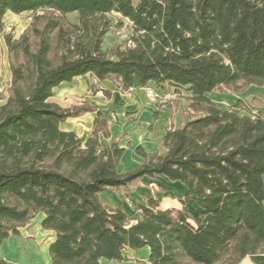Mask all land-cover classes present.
I'll use <instances>...</instances> for the list:
<instances>
[{"label":"trees","instance_id":"trees-1","mask_svg":"<svg viewBox=\"0 0 264 264\" xmlns=\"http://www.w3.org/2000/svg\"><path fill=\"white\" fill-rule=\"evenodd\" d=\"M8 12L32 13L17 38L6 32ZM112 13L131 22L132 45L105 49ZM1 34L11 80L0 92V247L43 213L42 228L55 233L51 264L124 261L126 249L145 246L151 264H243L264 253V112L241 108L242 97L222 107L211 95L256 87L264 96V0H0ZM87 73L123 90L151 81L185 90L189 118L151 155L138 146L144 162L122 172L125 147L100 143L110 133L104 113L87 100H51L56 86ZM87 112L96 117L86 140L61 128ZM160 175L184 184L182 208L147 196L133 222L101 198Z\"/></svg>","mask_w":264,"mask_h":264},{"label":"crops","instance_id":"crops-1","mask_svg":"<svg viewBox=\"0 0 264 264\" xmlns=\"http://www.w3.org/2000/svg\"><path fill=\"white\" fill-rule=\"evenodd\" d=\"M115 81L111 79L99 80L91 73L79 75L72 81H64L56 86L51 100L63 107L80 104L87 100L101 110L109 123L110 133L109 135H104L100 132V143L102 147H107L117 140L122 147H125V152L118 167L120 171L124 172L138 167L144 162V157L136 151L138 146H142L148 155H151L155 149L160 147L166 130L171 127H177L188 119L189 111L186 110L187 99L180 97L178 89L174 86L169 84L158 85L151 81L144 87L123 90L119 82ZM147 87L153 88L154 97H150L147 94ZM92 88L95 91H92ZM106 91H110L109 96L106 95ZM183 94L189 95L188 92ZM95 117L96 112H87L80 116L67 118L61 122L60 126L63 130L77 132L83 140H86L92 134ZM150 179L152 180L153 177L145 176L138 180L139 186L135 185L134 182L120 189L109 188L101 193V198L105 200L107 205L117 207L124 203L120 196L121 191H129L137 186L139 200L144 202L143 196H152L153 194V190L144 184ZM172 182L181 184L185 196L187 190L184 184L179 181ZM166 200V204L163 205L162 203L161 205L160 203V207L182 208V202L180 203L178 200L173 202L170 198ZM187 208L193 218L200 213V207L194 200L188 202ZM38 215L41 217L40 220L44 216L43 213ZM149 253L150 248L148 246L138 250L128 248L126 249L128 260L102 259L101 264H150L148 261ZM243 264H264V253L248 255L244 258Z\"/></svg>","mask_w":264,"mask_h":264},{"label":"rangeland","instance_id":"rangeland-1","mask_svg":"<svg viewBox=\"0 0 264 264\" xmlns=\"http://www.w3.org/2000/svg\"><path fill=\"white\" fill-rule=\"evenodd\" d=\"M31 12H22L20 14L8 12L5 16L6 32H10L14 37H19L20 34L28 27L31 21ZM112 27L107 35L104 47L111 48L116 44H120L122 47L132 45L131 36L133 34V28L131 22L123 18L121 15L112 13ZM69 19L72 22L78 21V13L68 14ZM0 92L1 96L5 97L8 94V87L11 80V68L9 61L8 48L5 44L4 34L0 35ZM116 82V81H115ZM246 89L243 92H236L231 88H220L212 93L214 100L222 107L233 106L239 97H242L245 102L241 103V108H245L251 113H258L261 110L264 112V96L262 95L263 89ZM256 88V89H255ZM153 89V88H152ZM92 91H95L92 88ZM180 93V97L187 99V95L183 94L185 90H177ZM254 91V92H251ZM4 98L0 99L3 103ZM188 103V100H187ZM251 107L249 109L248 105ZM153 190L152 196L158 198L162 205L166 204V199L170 198L173 202L178 200L180 203L184 198V192L182 191L181 184L174 183L165 176H156L148 182H144ZM135 185H140L135 182ZM137 189L135 188L127 191H121V198L124 203L120 205L128 212L132 221L137 220L140 217L141 211L138 208L139 203H145L147 195L143 196L144 202L139 200L137 195ZM171 202V200H169ZM105 203V200L103 199ZM106 204V203H105ZM182 207V203H181ZM40 215L34 217L27 225L21 228L20 236H11L4 241L0 247V257L5 258L8 264H51L49 255V245L54 239V233L45 230L40 224ZM151 264V263H150Z\"/></svg>","mask_w":264,"mask_h":264},{"label":"built area","instance_id":"built-area-1","mask_svg":"<svg viewBox=\"0 0 264 264\" xmlns=\"http://www.w3.org/2000/svg\"><path fill=\"white\" fill-rule=\"evenodd\" d=\"M147 94H148L150 97H154V96H155V93H154L153 89L150 88V87H147Z\"/></svg>","mask_w":264,"mask_h":264}]
</instances>
